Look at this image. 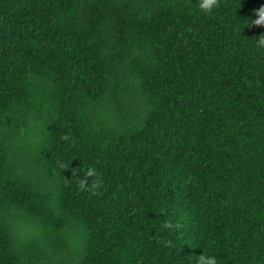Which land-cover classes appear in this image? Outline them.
I'll list each match as a JSON object with an SVG mask.
<instances>
[{
	"label": "trees",
	"instance_id": "trees-1",
	"mask_svg": "<svg viewBox=\"0 0 264 264\" xmlns=\"http://www.w3.org/2000/svg\"><path fill=\"white\" fill-rule=\"evenodd\" d=\"M260 16L0 0V264H264Z\"/></svg>",
	"mask_w": 264,
	"mask_h": 264
},
{
	"label": "clouds",
	"instance_id": "clouds-1",
	"mask_svg": "<svg viewBox=\"0 0 264 264\" xmlns=\"http://www.w3.org/2000/svg\"><path fill=\"white\" fill-rule=\"evenodd\" d=\"M217 6V0H197V7L203 13H210ZM264 21V16H260L255 21L257 24ZM257 46L264 48V36L257 40ZM164 227H170L168 222H165ZM196 264H218L217 258L214 255H205L203 252L199 255Z\"/></svg>",
	"mask_w": 264,
	"mask_h": 264
}]
</instances>
